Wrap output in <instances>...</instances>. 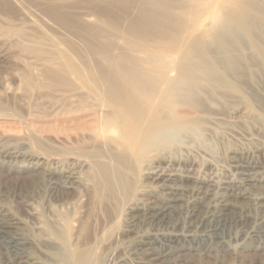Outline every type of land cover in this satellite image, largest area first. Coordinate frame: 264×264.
I'll use <instances>...</instances> for the list:
<instances>
[{
    "label": "bare ground",
    "instance_id": "1",
    "mask_svg": "<svg viewBox=\"0 0 264 264\" xmlns=\"http://www.w3.org/2000/svg\"><path fill=\"white\" fill-rule=\"evenodd\" d=\"M0 11L30 44L99 48L107 63L65 56L62 71L37 72V100L61 119L22 148L0 140V169L27 164L42 189L23 215L0 195V264H104L113 237L124 253L111 264L264 249L263 0H0ZM85 205L103 213L93 242Z\"/></svg>",
    "mask_w": 264,
    "mask_h": 264
},
{
    "label": "rangeland",
    "instance_id": "2",
    "mask_svg": "<svg viewBox=\"0 0 264 264\" xmlns=\"http://www.w3.org/2000/svg\"><path fill=\"white\" fill-rule=\"evenodd\" d=\"M8 22L12 23V27L6 25ZM31 35L38 36L34 32H31ZM36 37L34 39H37ZM256 39L258 47L264 52L263 38L259 39L256 37ZM261 41L263 44H261ZM100 52L102 50L99 48L89 50L78 46L55 47L44 44H30L24 41L23 38L20 39L19 35L16 34V17L4 16L0 11V104L5 106L8 113L15 114L16 116L14 119L13 117L0 119V140L6 141L10 139L12 142H15L14 144H16L17 148H22L20 143L32 134L38 138L45 139L47 137L46 132L48 133L49 130L48 128L53 125L55 119L60 120L61 118H59V115L53 116L55 119L49 117L51 112L48 108L49 102L47 100H37V96L44 92L43 90L41 92L38 88L44 82L42 78H36L37 72H42L50 66L53 69H61L62 71L64 68L61 65L64 66L63 57L65 56L78 66L98 61L100 65L106 67L107 63L99 58ZM260 62L263 61L260 60ZM259 67L257 75L260 74L258 76L264 78V62L260 63ZM241 74L247 76L248 72H241ZM262 87L263 93L262 91L258 92V95L259 97L261 96L259 100L264 105V85ZM36 93L39 94L37 95ZM239 106L240 108H244L245 103L241 102ZM58 127V130L62 129L60 123ZM196 142L199 144L204 142L203 137L197 138ZM230 146L228 145V147ZM212 151L216 153V151ZM26 166L27 164L24 163L19 164L16 171H10L8 168L0 169L1 198L3 197V202L5 201L11 206L16 202V207H14L18 215H23V209L21 208L22 201L28 198L38 200L42 194V189L39 187L40 185L38 180H36V176L30 173L26 169ZM85 207H83L85 213L89 212L88 210L94 211H91V223L88 222L87 226H89L85 227L83 231V233H86V237H88L87 240L93 242L96 236H101L99 229L104 225L101 222L103 213H101L102 210L99 208H96L95 212L88 205H85ZM87 208L89 209L87 210ZM100 216L101 218H99ZM97 223H100L99 226ZM117 240L121 239L113 237L101 246L99 256L104 264H111L116 257L124 253L121 249L113 250L115 249ZM62 243L63 245H71V238L63 239ZM203 252L184 251L182 257L175 261V264H264V249L252 246L231 254H229L230 252H212L213 254L216 253V256L212 253Z\"/></svg>",
    "mask_w": 264,
    "mask_h": 264
}]
</instances>
